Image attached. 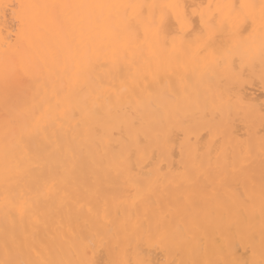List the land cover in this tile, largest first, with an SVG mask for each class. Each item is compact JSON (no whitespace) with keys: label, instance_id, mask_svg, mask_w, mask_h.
<instances>
[{"label":"bare ground","instance_id":"obj_1","mask_svg":"<svg viewBox=\"0 0 264 264\" xmlns=\"http://www.w3.org/2000/svg\"><path fill=\"white\" fill-rule=\"evenodd\" d=\"M28 2L52 0H0V5ZM97 2L201 5L259 4L261 0ZM16 27L11 11L0 7V71L5 49L9 56L14 51ZM178 28L170 24L168 31L175 33ZM190 29L191 35L176 36L178 46L181 39L186 46L195 40L200 29L198 16L184 25L183 32ZM227 40L223 36L218 42ZM194 49L193 44L187 78H182L183 70L178 69L162 76L158 83H140L135 95L121 92L119 99L104 90L111 84L119 91V79L109 81L107 69L97 67L82 89L60 93L63 114L47 128L46 137H25L24 146L34 157L30 163L42 166L41 183L54 179L57 189L40 203L42 223L35 232L38 246H47L60 258L91 259L96 264H113L122 258L134 261L137 255L150 264H181L188 259L187 249L193 245L207 249L221 264H260L264 260L259 198L253 213L251 206L244 205L238 196L248 174L254 175L259 185L264 172V156L260 153L264 137V81L260 65L257 61L255 67L242 69L237 58L215 75L200 79L191 74L198 71ZM9 97V105H24L33 97L38 105L45 99L56 102L44 77L13 86ZM6 107L0 81V258L4 256L6 239L11 242L15 235L19 241L25 233H33L29 215L23 220L5 215L3 149L5 121L10 115ZM41 111L28 116L26 122L31 124L40 118ZM20 122L24 123L25 118ZM57 141L61 151L46 156L45 152L51 151ZM242 151L250 153V164L244 173H234L230 164L224 165L223 154L227 153L230 160L238 159ZM60 159L64 160L63 168L57 164ZM130 177L142 186L135 203L128 195L135 193L129 186ZM190 179L195 183L189 185ZM28 184L30 177L20 178V186ZM201 195L203 199H199ZM193 200L197 201L195 206ZM89 207L95 214L88 212Z\"/></svg>","mask_w":264,"mask_h":264},{"label":"snow or ice","instance_id":"obj_2","mask_svg":"<svg viewBox=\"0 0 264 264\" xmlns=\"http://www.w3.org/2000/svg\"><path fill=\"white\" fill-rule=\"evenodd\" d=\"M0 7L11 11L17 26L14 51L9 56L8 49H5L0 71L4 100L8 106L6 113H10L5 121L3 149L5 215L6 218L19 216L21 220L29 215L33 224L31 236L25 233L19 241L15 235L11 236V242L6 239L0 264H96L91 259L73 261L60 258L47 246L35 243L37 226L42 223L38 212L40 203L57 189L54 179L41 183L42 166L30 163L34 157L24 146L25 137H46L47 128L55 125L63 114L60 93L82 89L89 83L90 73L97 67L107 69L105 75L109 81L119 79V91L111 84L104 88L109 95L115 93L117 99L121 92L135 95V88L140 83H158L162 76L172 75L178 69L183 70L182 78H187L193 44L198 71L193 70L191 74L198 78L211 77L239 58L242 69L255 67L258 61L261 80L264 81V0L259 4L231 2L201 5L52 0L8 3ZM196 16L199 17L200 29L195 40L186 46L184 39H181L178 46L176 36L191 35V29L186 34L183 32L184 25ZM170 24L179 26L177 32L168 31ZM169 36L172 37L171 41ZM223 36L228 37L227 42L219 43ZM8 40H11V36ZM41 77L51 85L55 103L45 99L38 105L33 97L30 103L9 105L10 88L25 80L37 81ZM39 87L37 84V90ZM146 90L141 89L142 92ZM45 104L47 107H44ZM38 109H42L41 117L28 124L26 118L34 116ZM21 118H25L24 123L20 122ZM60 151L61 145L57 141L55 147L45 155L50 157ZM260 153L264 156V137H261ZM249 155L242 151L238 159L233 157L230 160L228 154L224 153L223 163L230 164L234 173H244L250 164ZM35 158H39V152ZM57 164L63 168L64 160H58ZM64 170L67 171L66 168ZM24 176L30 177V184L20 186V178ZM188 183L192 185L195 180L190 179ZM129 186L135 190L134 194H128L135 203L142 193V186L133 177L129 178ZM238 196L244 205L251 206L253 213L256 211L255 201L259 198V215L264 223V172L259 185L254 175L248 174L244 190ZM199 199H203V196ZM196 203V200L192 201L193 206ZM88 212L95 214L92 207L88 208ZM104 213L107 214L106 208ZM187 254L188 259L181 261V264H221L211 257L207 249L202 250L196 245L189 247ZM113 264L150 262L137 255L134 261L122 258ZM260 264H264V260Z\"/></svg>","mask_w":264,"mask_h":264}]
</instances>
